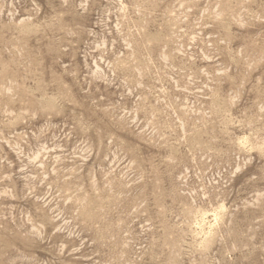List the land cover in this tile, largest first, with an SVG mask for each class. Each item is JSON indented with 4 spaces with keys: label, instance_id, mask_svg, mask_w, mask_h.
<instances>
[{
    "label": "rangeland",
    "instance_id": "1",
    "mask_svg": "<svg viewBox=\"0 0 264 264\" xmlns=\"http://www.w3.org/2000/svg\"><path fill=\"white\" fill-rule=\"evenodd\" d=\"M0 264H264V0H0Z\"/></svg>",
    "mask_w": 264,
    "mask_h": 264
}]
</instances>
